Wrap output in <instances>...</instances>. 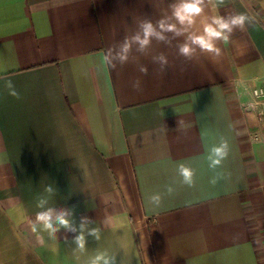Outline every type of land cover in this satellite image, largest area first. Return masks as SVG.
<instances>
[{"label":"crops","instance_id":"crops-1","mask_svg":"<svg viewBox=\"0 0 264 264\" xmlns=\"http://www.w3.org/2000/svg\"><path fill=\"white\" fill-rule=\"evenodd\" d=\"M171 2L0 0V264H80L119 246L131 264H264V118L248 106L264 86V0H206L201 20H257L217 59L185 60L180 38L102 66L109 46L170 14ZM161 52L165 70L152 62ZM221 138L230 154L213 171L207 157ZM179 163L194 169V187L180 182ZM169 184L174 193L152 206ZM41 200L74 209L77 223L87 216L100 240L87 236L81 251L61 230L54 240L40 232L41 242L30 227Z\"/></svg>","mask_w":264,"mask_h":264},{"label":"clouds","instance_id":"clouds-1","mask_svg":"<svg viewBox=\"0 0 264 264\" xmlns=\"http://www.w3.org/2000/svg\"><path fill=\"white\" fill-rule=\"evenodd\" d=\"M206 6V0H172L168 4L170 14L163 15L155 22L148 17L142 19L139 21L135 32L131 35H125L121 41L109 46L103 53L102 66L115 70L118 66L127 64L130 59L135 61L134 51L142 56H147L153 41L172 47L173 41L180 38L182 41L178 42L175 47L178 55L185 60L192 61L200 56L217 59L222 55L220 44L227 42L235 30H243L246 26H253L257 23L256 17L246 13L215 15L210 19L201 20ZM198 20L201 24L199 30L196 29ZM152 62L158 64L161 70L169 67L168 58L163 52L153 55ZM138 71L142 75L148 74V68L143 64L138 65ZM6 87L10 96L20 99V94L11 80L7 81ZM132 87L134 90H141L139 78L133 81ZM249 107H253V105H249ZM229 154V142L227 139L221 138L220 142L209 150L207 157L209 169L215 171L222 167ZM176 172L182 184L188 187L195 186L196 173L192 167L185 163H179ZM223 178L225 177L217 174L210 179V183L215 185ZM45 191L54 195L56 189L52 185H48ZM174 191V187L169 184L166 186L165 193H153L148 198L149 203L154 207H160L164 194L171 196ZM47 203L46 200H41L37 204V207L42 210L38 211L34 219L30 221L31 231L37 234L41 242H43V237L39 235L40 232L47 233L48 238L54 240L58 239V233L61 230L65 233L74 234L75 248L81 251L86 249L87 236L93 237L96 241L100 240V228L92 226L95 222L87 216L81 217L77 223L74 209L55 206L45 207ZM64 239L67 241V236ZM119 250H123V257L119 264H131L133 252L123 248V246H119L113 251H97L93 256L81 260L80 264H117Z\"/></svg>","mask_w":264,"mask_h":264},{"label":"built area","instance_id":"built-area-1","mask_svg":"<svg viewBox=\"0 0 264 264\" xmlns=\"http://www.w3.org/2000/svg\"><path fill=\"white\" fill-rule=\"evenodd\" d=\"M252 99L249 105H253V107L249 108L251 110H257L258 117L264 118V86L255 88L252 91Z\"/></svg>","mask_w":264,"mask_h":264},{"label":"rangeland","instance_id":"rangeland-1","mask_svg":"<svg viewBox=\"0 0 264 264\" xmlns=\"http://www.w3.org/2000/svg\"><path fill=\"white\" fill-rule=\"evenodd\" d=\"M253 1H256V0H253Z\"/></svg>","mask_w":264,"mask_h":264}]
</instances>
